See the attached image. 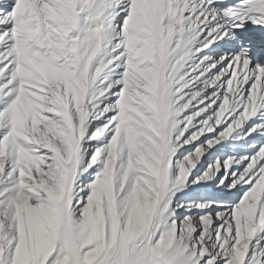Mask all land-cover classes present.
<instances>
[{"label": "snow or ice", "instance_id": "obj_1", "mask_svg": "<svg viewBox=\"0 0 264 264\" xmlns=\"http://www.w3.org/2000/svg\"><path fill=\"white\" fill-rule=\"evenodd\" d=\"M0 264H264V0H0Z\"/></svg>", "mask_w": 264, "mask_h": 264}]
</instances>
